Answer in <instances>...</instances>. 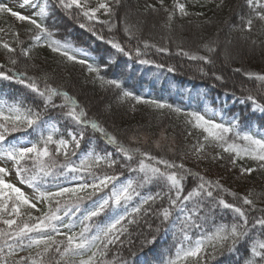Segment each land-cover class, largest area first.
Here are the masks:
<instances>
[{
  "label": "snow or ice",
  "instance_id": "6c2138e0",
  "mask_svg": "<svg viewBox=\"0 0 264 264\" xmlns=\"http://www.w3.org/2000/svg\"><path fill=\"white\" fill-rule=\"evenodd\" d=\"M32 2L33 0H22L18 6L21 10H14L8 3L0 0V15H10L18 22L31 25L32 27L27 31L31 33V40L35 45H40L43 40L44 45L53 53L60 54L67 61L79 63L86 67L89 74H95L94 78L99 80L102 86L108 85L116 89L122 87L120 80L105 79L101 75L102 67L106 69L107 64L94 65L84 49H76L70 43L54 39V33L37 18L48 14L46 7H41L34 15L24 14L22 10L31 6ZM245 2L255 15H249L247 19L241 17L240 25H234L233 30L241 33V39L247 40L250 37L243 33H250L255 21L260 22L261 32H264V0H245ZM56 3L69 13L74 10L77 18L82 17L84 23L79 25L81 28L87 27L89 22H98L107 25L111 32L117 29L118 24H123V33L128 40L138 39L137 33L140 28L138 24L130 23L127 14L120 20L115 19L119 16L116 6L120 4V0H97L95 7L90 6L89 0H56ZM157 3L167 14L165 26L168 28L171 27L177 11L181 16L190 15L186 3L182 0H172L171 8L165 5V0H157ZM222 4L223 0L217 7ZM147 9L158 10L156 4H147ZM98 14L106 15L109 19L101 20ZM5 31L0 28V32ZM89 31L116 52L129 58L134 54L140 64L154 63L149 59L141 58L146 56V50L149 48H156L161 53L169 52L167 47H157L148 41H141L144 51L138 44L133 53L130 46L121 43L116 36L106 38L92 28H89ZM12 35L20 52L28 57L29 48L22 47L24 42L19 40V33L13 32ZM230 44V39L223 46L218 38L209 39L199 45L196 51L179 47L178 54L210 66L215 64L214 57L219 56L226 65L233 58L228 47ZM0 47L10 54L9 62L13 66L17 65L19 61L12 54H18V49L7 41H0ZM200 49L207 54H200ZM80 56L86 58H79ZM112 62L109 58L108 63ZM156 67L164 68L165 65L157 64ZM36 70L39 71L38 68ZM168 71H175L174 66H169ZM199 71L208 74L203 67L199 68ZM235 71L240 72L242 69L237 68ZM244 75L261 82V86L264 87V73L244 72ZM211 76L217 81L225 82L224 76L216 71H212ZM0 78L23 85L38 98L34 100L33 106L27 107L22 106L20 102L0 103V224L6 226L0 228V264H29V262L72 264V261L66 258L77 255L81 257L79 264H100L97 258L106 255L109 245L124 243L121 236L128 233L127 225H139L143 220L148 224L151 232L152 224L148 222L147 217L159 220V225L155 229L157 233L165 224L179 232L180 239L174 244V255H170L165 264H209V259L213 261L216 259L217 250L233 253L241 242L250 239V233L255 228L264 229V216L254 218L251 224L249 222V211L257 210L253 199L250 198L251 191L247 195H238L225 188L219 179L211 180L201 173L193 172L183 162L189 154L181 155V162L178 163L164 156L153 155L149 151L142 150L141 147H132V143H138L135 137L130 138L129 143L125 144L116 134L110 133L97 118L90 117L88 110L80 104L76 96L72 95L65 85L55 83L54 77L48 73L29 76L27 71L13 68L8 71L0 70ZM133 95L130 91H123L121 98H132ZM54 98H62V102L57 104ZM134 98L137 102L154 105L157 109L168 108L176 113L184 112L179 107L174 108L173 105L161 101L147 100L139 96ZM245 101L251 102L254 111L264 113V103L257 100L256 96L249 94L241 100V103ZM56 109L60 110L59 115L67 126L65 133L60 134L59 138H56L59 132L57 125L50 123L51 118L48 117L49 110ZM184 114L189 118L186 122L200 130L201 139L192 146L190 152L197 161L208 159L219 161L224 159L223 153L228 154L229 164L233 168H239L241 175L251 174L256 170L238 165L237 160H244L245 157L256 161L258 168L264 170V136L254 135L251 132L241 133L238 118L218 123L215 119L206 118L200 112H184ZM212 115L215 116V112ZM89 127L94 132L101 133L108 144L116 146L119 159H113L111 153L100 155L90 150L79 160V164L75 163L72 158L77 155L76 150L81 148L85 130ZM30 130L39 133L36 141L23 140V138L14 142L10 140L14 133H29ZM45 130L47 135L44 134ZM154 146L157 149L162 148L159 141L155 142ZM209 147L219 148L221 151L211 154L207 151ZM169 151L174 152L173 149ZM137 156L140 158L136 160V167L129 170L141 174L138 181L128 180L118 183L122 173L109 175L102 172L105 168L108 170L117 167L129 168L130 163ZM57 175L65 179L71 176L74 186L50 185L49 178ZM13 176L15 181L12 179ZM192 177L198 182L190 190L185 191L184 182ZM88 178L92 182H87ZM151 183H161L167 191L163 194L157 192L141 197L138 189ZM50 187H55L56 191L48 190ZM25 188L30 191H25ZM221 192H229L241 203L228 202L220 195ZM97 194L103 195L93 200L92 198ZM165 199L166 205L163 203ZM85 200L92 203L82 218V224L83 221L91 222L110 210L122 211V214L115 215L113 212L114 218L111 222L104 227L97 225L95 234H91L90 223L83 224L78 234L61 232L60 227L57 226L58 223H62V217L59 215L61 210H64L65 217L74 215L81 211V204ZM134 200L140 202L135 207H131V202ZM207 200L214 201L217 207L235 213L236 222L221 223L216 225L212 232H202L193 239L190 235L192 230L202 229V221L206 220V217H202L200 213ZM157 201L160 203L158 204ZM130 207L131 211H129ZM45 208L47 211H44ZM259 211L264 212V209ZM34 212L41 214L34 215ZM64 227L71 230L75 224L70 223ZM57 236H63L64 239H57ZM157 238V235H151L150 239L146 238V242L155 244ZM10 240L13 243H9ZM33 248L37 250L35 255L29 251L27 256L9 260L10 257H16L18 251ZM248 251L249 256L244 264H264V240L252 239ZM85 254H87L86 259L83 258Z\"/></svg>",
  "mask_w": 264,
  "mask_h": 264
},
{
  "label": "trees",
  "instance_id": "16d2710c",
  "mask_svg": "<svg viewBox=\"0 0 264 264\" xmlns=\"http://www.w3.org/2000/svg\"><path fill=\"white\" fill-rule=\"evenodd\" d=\"M41 1L48 3V14L42 18L38 17V19L45 24L49 31L54 33V39L70 43L76 49H84L90 62L94 65L107 64L106 69L102 67L101 75L105 79L120 80L122 87L116 89L108 85L102 86L100 81L94 78L95 74L87 72L86 67L67 61L58 53H53L43 42L40 45H35L31 40V33L27 31L32 26L18 22L10 15H0V28L6 30L0 32V41H7L18 49V54L12 55L16 56L19 62L13 66L9 62L10 54L0 47V66H2L0 70L8 71L15 68L19 71H27L29 76L48 73L54 77L55 83L65 85L67 90L76 96L80 104L88 110L90 117L97 118L110 133L116 134L125 144L129 143L130 138L135 137L138 143H132V147H141L142 150L149 151L153 155L164 156L178 163L181 162V155L189 154L183 162L193 172L201 173L211 180L219 179L225 188L238 195H247L250 191L252 192L250 198L253 199L257 210L249 211L250 224L254 218L264 216V212L259 211V209H264V170L258 168L256 161L245 157L244 160H237L238 165L252 167L256 170L251 174L241 175L239 168H233L229 164L228 154L223 153L224 159L219 161L212 159L197 161L190 155V152L192 146L201 139L200 130L188 124L186 121L189 118L184 114V112L201 113L203 109L201 101L208 97L213 100V105L222 107L223 113L238 118L241 133L248 131L251 123L264 128V113H260L258 110L254 111L250 101L241 103V100L249 94L256 96L257 100L264 103V87L261 86V82L249 79L244 75V72L264 73V32H261V24L259 21H255L253 30L250 33H243L250 37L247 40L241 39V33L233 30L234 25H240L241 17L247 19L249 15H255L248 8L245 0H223L220 7L217 5L221 4V0H199V2L197 0H182L186 3L190 15L181 16L177 11L170 28L165 26L167 14L160 9L157 0H120V4L116 6L119 16L115 19L120 20L127 14L130 23L138 24L140 28L137 33L138 39L132 40H128L123 33V24H118L117 29L111 32L107 25L98 22H89L87 27L81 28L79 25L84 23V19L77 18L74 10L71 13L65 11L57 5L56 0ZM3 2L6 3L5 0ZM147 4H156L158 10H146ZM165 5L171 8L172 0H165ZM197 13H203V15H196ZM98 15L101 20L109 19L106 15ZM89 28L103 34L106 38L116 36L121 43L130 46L133 53L138 44L144 51L141 41H148L157 47H167L169 52L161 53L156 48H149L146 50V56L141 58L149 59L154 63L140 64L134 54L132 58H129L116 52L110 45L97 39L92 31H89ZM13 32L19 33V40L24 42L22 47L29 48L28 57L23 56L20 52L16 39L12 35ZM217 38L222 46L227 40H231L228 47L233 58L226 65L219 56L214 57L215 64L210 66L178 54L179 47L196 51L204 41ZM200 54L207 53L200 49ZM79 58L86 57L80 56ZM109 58L112 59V63H108ZM157 64H163L165 67L157 68ZM169 66H174L175 71L169 72ZM201 67L208 74L201 73L199 71ZM37 68L39 71L36 70ZM237 68L242 71H235ZM212 71L223 75L225 82L212 78ZM123 91H130L134 95L132 98L122 99ZM136 96L147 100L161 101L173 105L174 108L179 107L184 112L176 113L168 108L157 109L154 105L145 104L142 101L137 102L134 98ZM36 99L38 98L35 97V94L23 85L0 78V103L20 102L22 106L27 107L33 106ZM54 101L59 104L62 102V98H54ZM59 113V109L48 112V117L51 118L50 123L56 124L59 129L56 138L65 133L67 127ZM44 134L47 135L46 130ZM229 135L231 136V134ZM21 138L36 141L39 138V133L31 130L29 133H14L10 140L14 142ZM157 141L162 145L161 149L154 146ZM169 149H173L174 152ZM90 150H94L100 155L111 153L113 159L120 158L116 152V146L108 144L101 133L94 132L89 127L85 130L81 148L76 150L77 155L72 159L76 164H79L80 154ZM207 151L215 154L221 150L209 147ZM139 158L137 156L130 163L129 168L117 167L114 170L105 168L102 172L109 175L122 173L119 182L126 179L138 181L141 174L129 169L136 167V160ZM70 181H72L71 176L65 179V177L57 175V177L49 178L48 183L55 185ZM197 182L195 177L185 180V191L190 190ZM53 188L50 187L48 190L52 191ZM138 191H140L141 197H144L157 192L163 194L167 188L161 183H151ZM100 195L103 194H97L92 199L96 200ZM220 195L228 202L241 203L229 192H221ZM139 202V200H134L131 202V207H135ZM91 203L89 200L83 201L81 211L67 217L62 209L59 213L62 223L57 224L61 232L78 234L83 224L90 223L91 234H95L97 225L104 227L111 222L114 218L113 212L115 215L122 213V211L110 210L107 214L94 218L91 222L83 221L82 224V218ZM157 203L160 202L157 201ZM163 203L166 205L167 200L165 199ZM131 207L129 211H131ZM44 211H47V208ZM200 215L206 217V220L202 221V229L192 230L190 235L193 239L198 237L201 231L210 232L221 223L236 222L235 213L215 206V202L211 200L204 202V208ZM147 220L152 224L151 232L148 224L143 220L139 225H127L128 233L121 236L124 243L117 242L109 245L106 255L97 258L100 264H159L164 263L170 255H174V244L180 239L179 232L170 230L169 225L165 224L157 233L155 229L159 225V220L152 217H147ZM70 223H74L75 227L71 230L64 227ZM4 227L6 226L0 224V228ZM164 228L168 230L164 231ZM151 235L158 237L155 244L146 242V238L150 239ZM57 239H64V237L57 236ZM252 239L264 240V229L255 228L250 233V239L241 242L233 253L217 250L216 259L214 261L209 259V264H244L245 259L249 256L248 249ZM8 242L13 243L11 240ZM29 251L35 255L37 250L33 248L18 251L16 257H10L9 260L27 256ZM83 258L86 259L87 254ZM80 259L81 257L78 255L66 258V260L72 261V264H79Z\"/></svg>",
  "mask_w": 264,
  "mask_h": 264
},
{
  "label": "rangeland",
  "instance_id": "374dc122",
  "mask_svg": "<svg viewBox=\"0 0 264 264\" xmlns=\"http://www.w3.org/2000/svg\"><path fill=\"white\" fill-rule=\"evenodd\" d=\"M5 1H6V3L9 4V6L13 7L14 10H21L18 6H19V4L22 3V0H5ZM89 2H90V6L95 7L96 3H97V0H89ZM41 7H46V10H47L48 3L44 2V1H41V0H33L32 5L24 8L22 11L24 12V14L34 15L36 12H39V9ZM42 42H43V40H42ZM74 54L79 55L78 53H74ZM201 102H202V106H203L201 114H204L206 116V118L215 119L218 123L219 122H227V121H230V120L234 119V116H228L225 113H223L221 106L213 105V100L209 99L208 97H205ZM213 112H215V116L212 115ZM246 132H251L254 135L264 136V128L263 127L260 128L255 123H251L250 124V129L248 131H246ZM87 153L88 152H86V154ZM86 154H81V158L83 156H85ZM12 179H13V181H15V176H13ZM126 181H128V179L120 181V182L118 181V183H124ZM87 182L90 183L92 181L89 178V179H87ZM64 185L65 186H74V183L72 181H70V182L65 183ZM25 191H30V190L25 188ZM52 191H56V188L54 187L52 189ZM36 213H38V212H34L33 214H36ZM169 229L177 232V230H175V229H173L171 227H169ZM210 232H212V231H210ZM210 232H205V233H210ZM201 233H200V235H201ZM174 252H175V249H174ZM174 252H173V254H174ZM168 258L169 257H167L165 259V261ZM165 261H164V263H159V264H165Z\"/></svg>",
  "mask_w": 264,
  "mask_h": 264
}]
</instances>
